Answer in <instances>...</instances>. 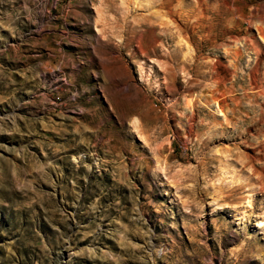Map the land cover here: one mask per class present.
I'll use <instances>...</instances> for the list:
<instances>
[{
    "label": "rangeland",
    "instance_id": "1",
    "mask_svg": "<svg viewBox=\"0 0 264 264\" xmlns=\"http://www.w3.org/2000/svg\"><path fill=\"white\" fill-rule=\"evenodd\" d=\"M0 264H264V0H0Z\"/></svg>",
    "mask_w": 264,
    "mask_h": 264
},
{
    "label": "bare ground",
    "instance_id": "2",
    "mask_svg": "<svg viewBox=\"0 0 264 264\" xmlns=\"http://www.w3.org/2000/svg\"><path fill=\"white\" fill-rule=\"evenodd\" d=\"M176 9V8H175ZM103 17V16H102ZM171 24V23H170Z\"/></svg>",
    "mask_w": 264,
    "mask_h": 264
}]
</instances>
